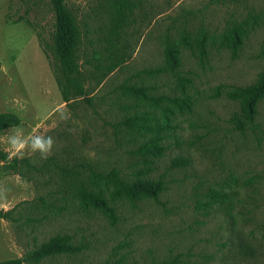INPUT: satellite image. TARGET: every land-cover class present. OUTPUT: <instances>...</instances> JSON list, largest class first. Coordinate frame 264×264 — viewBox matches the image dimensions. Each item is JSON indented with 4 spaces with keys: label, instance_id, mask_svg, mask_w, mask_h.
Listing matches in <instances>:
<instances>
[{
    "label": "rangeland",
    "instance_id": "obj_1",
    "mask_svg": "<svg viewBox=\"0 0 264 264\" xmlns=\"http://www.w3.org/2000/svg\"><path fill=\"white\" fill-rule=\"evenodd\" d=\"M76 16V49L85 96L65 102L53 43L50 0H0V114L20 123L0 133V262L22 264H264V100L244 131L228 92L264 71V0H65ZM238 29L236 49L223 43ZM238 43V42H237ZM180 50L171 69L166 48ZM148 86L183 96L165 155L149 176L162 178L158 201L111 199L117 220L74 197L94 171L115 167L135 178L147 168L114 125L124 111L121 89ZM131 104V103H130ZM160 116V112H157ZM51 137L48 153L31 148ZM15 137L24 141L13 147ZM43 142V141H42ZM189 164L176 167L173 160ZM211 191L215 197H209ZM60 234L77 254L40 262L27 254Z\"/></svg>",
    "mask_w": 264,
    "mask_h": 264
},
{
    "label": "trees",
    "instance_id": "obj_2",
    "mask_svg": "<svg viewBox=\"0 0 264 264\" xmlns=\"http://www.w3.org/2000/svg\"><path fill=\"white\" fill-rule=\"evenodd\" d=\"M51 12L54 14L55 31L53 43L56 63L60 72L59 84L65 102L73 98L85 96L86 90L76 49L81 39L76 16L66 7L65 0H50ZM238 42V43H237ZM223 43L236 49L240 44L238 29L226 32ZM167 63L171 69H177L181 64L180 50L175 47L166 48ZM1 67V62H0ZM183 96H170L167 94L156 95L148 86L125 85L121 89L122 101L117 105L124 111L121 122L114 125L118 138H129L134 145L132 152L137 157L143 158L147 168L140 169L132 178L122 169L115 167L109 172L94 171L85 180L74 186V197L87 209L92 208L108 216L112 221L117 220L116 209L109 203L105 191L111 189V199L114 201H127L136 204L142 199L159 200V196L166 188L165 181L149 176L155 160L165 155L168 146L166 138L170 137L172 117L176 112H191L192 106L186 90ZM228 97L238 102L239 113L232 119L235 126L244 131L248 124H253L259 113V104L264 100V71L255 83L237 88L228 92ZM131 103V104H130ZM160 112L159 117L157 112ZM20 119L13 113L0 114V133L18 126ZM189 160L176 158L173 165L186 166ZM216 192L211 191L209 197H215ZM10 213L0 210V219L9 218ZM81 248L75 246L73 239L68 234H60L43 242L37 249L27 254L26 260L40 262L45 258L77 254ZM22 258L11 259L0 264H22Z\"/></svg>",
    "mask_w": 264,
    "mask_h": 264
},
{
    "label": "clouds",
    "instance_id": "obj_3",
    "mask_svg": "<svg viewBox=\"0 0 264 264\" xmlns=\"http://www.w3.org/2000/svg\"><path fill=\"white\" fill-rule=\"evenodd\" d=\"M11 143L13 147H22L25 142L20 141L17 138L13 137ZM52 144H53V140L51 137L44 138V137L36 136L32 139L31 148L33 150H35L36 148H40L41 153L46 155L48 151L51 149Z\"/></svg>",
    "mask_w": 264,
    "mask_h": 264
}]
</instances>
